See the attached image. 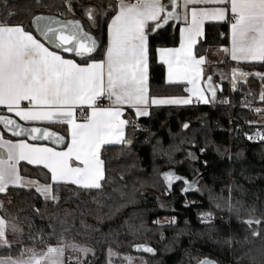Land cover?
<instances>
[{"label":"trees","instance_id":"obj_1","mask_svg":"<svg viewBox=\"0 0 264 264\" xmlns=\"http://www.w3.org/2000/svg\"><path fill=\"white\" fill-rule=\"evenodd\" d=\"M46 2L52 6L37 7L35 0H7L16 14L9 22L23 21L27 27L31 18L27 9L33 14L65 12L58 18L81 20L101 46L106 45V18L98 17L93 27L84 9L108 0H73L74 15L66 13L63 0ZM3 7L0 0V9ZM229 26L227 21L207 24L196 55L206 57L213 48H228ZM177 46L179 25L173 21L149 36L151 96L187 94L184 86L166 83L165 67L157 59V49ZM244 69L264 73V63ZM248 82L247 88L217 91V103L207 93L211 105L152 108L147 118L137 121V130L130 122L126 139L131 144L110 145L102 151L106 181L101 190L58 185L54 191L59 202L46 203L34 190L8 189L0 195V216L20 229L8 234L14 245L11 255L19 256L23 249L41 253L63 245L65 257L73 252L80 257L65 264H125L130 257L137 258L134 264H197L207 257L218 264H264V238L254 237L242 222L261 219L264 237V142L251 144L242 135L252 133L261 119L259 112L243 103L256 106L264 83L253 78ZM204 86L206 89L205 82ZM226 97L232 106L218 104ZM0 115L8 114L0 111ZM184 124L189 127L185 129ZM55 130L65 135L63 130ZM167 171L189 182L198 181L196 188L182 192L185 185L177 181L169 189L162 179ZM21 172L50 183L49 175L40 170L21 166ZM147 193L156 200H148ZM209 212L212 221H202V214ZM166 217L175 223L161 224ZM140 244L153 247L154 254L136 253L133 248ZM79 249H87V254ZM6 254L8 250L0 249V256Z\"/></svg>","mask_w":264,"mask_h":264},{"label":"snow or ice","instance_id":"obj_2","mask_svg":"<svg viewBox=\"0 0 264 264\" xmlns=\"http://www.w3.org/2000/svg\"><path fill=\"white\" fill-rule=\"evenodd\" d=\"M3 3L0 9V108L14 113L29 126L23 127L3 115H0V125L13 137L33 141L51 139L52 144L64 147L57 151L24 139L13 142L5 139L0 130V193H6L9 186L28 188L37 184L20 174L21 161L42 166L51 174V183L35 187L46 203L59 202L54 191V186L58 185L101 190L102 182L106 181L102 149L105 145L131 144L130 139H125V128L130 122L122 119L126 107L133 109L139 118L148 116L151 106L188 105L193 103V97L196 102L207 104L206 92L215 102L217 91L222 89L212 82L211 76L205 78L207 88L201 86L205 57L194 52L205 21L230 24L231 47L221 51L229 54L233 61L264 63V0H135V3L108 0L99 7L84 9V16L93 27L98 17L106 18L107 43L103 47L85 30L81 20L58 18L65 12L33 14L27 9L31 18L26 27L23 21L9 22L16 14L7 0ZM35 5L52 6L46 0H35ZM62 7L67 14H75L73 0H63ZM169 21H183L186 27L179 30V48L157 49L159 61L167 66V82L184 83L189 97L149 95V36ZM62 53H69L72 58H65ZM248 75L233 69V89ZM255 75L264 83V73ZM259 99L264 101V90ZM78 116L83 117L82 122H78ZM37 122L65 126V135L35 126ZM183 127L186 129L189 125ZM255 135L264 140V132ZM247 138L254 139L253 136ZM189 156L195 159L193 154ZM162 179L169 189L174 182H182L185 193L195 189L198 183L189 182L174 171L164 172ZM211 215L203 213L202 219ZM242 222L252 229L254 237L264 238L261 219L249 218ZM19 231L16 224L0 217V249L8 250V254L0 256V264H61L63 247H49L41 253L23 249L19 256L13 257L14 245L8 234ZM136 250L154 254L147 245H137ZM79 251L87 254L88 250ZM200 264L215 262L205 259Z\"/></svg>","mask_w":264,"mask_h":264},{"label":"crops","instance_id":"obj_3","mask_svg":"<svg viewBox=\"0 0 264 264\" xmlns=\"http://www.w3.org/2000/svg\"><path fill=\"white\" fill-rule=\"evenodd\" d=\"M114 2H115V0H114ZM128 2H130V1L128 0ZM224 22H226V21H205V23L203 25V34L201 35V37H199L197 45L199 44V42L201 40H203L205 38L206 25L207 24H216V23H224ZM176 25H179V30H180L181 27H186V25L183 23V21H181L180 23H176ZM106 34H107V26H106ZM228 40H229V46H228V48L230 49V47H231L230 26H229ZM197 45H196V47H197ZM179 46H180V32H179ZM179 46L174 47V48H179ZM196 47L194 49L195 54H196V51H195L196 50ZM223 48H226V47L213 48V49H211L209 51V53L205 57V63L202 65V79H201V86L202 87L205 88L204 81H205L206 73H208V72H209V75L208 76H211L212 77V82L214 84H216V85H219L222 90L225 89V88H230V89L233 88L232 87V83H233L232 82V70L233 69H239V70H241V71H243L245 73H249L250 74L249 76H253V77L256 76L255 75L256 72L255 73L254 72L251 73V72L247 71L246 69H244V67L246 65L258 64L259 62H237V61H233L231 59V57H230L229 54H225L223 51H221V49H223ZM65 58H67V57H65ZM157 59L159 61L158 51H157ZM159 63H160V61H159ZM162 65L165 67V81H166V83L168 85H181V86L186 87V85L184 83H168L167 82V66L164 65V64H162ZM209 65L211 67L210 69L208 68ZM253 77H250L249 79H252ZM247 82H248V80H246V78H245L244 80L236 83L235 90H238L239 88H247L246 87V83ZM148 87H149V95H150V63H149V58H148ZM187 87H191V86L190 85H187ZM261 90H264V86H262V89ZM206 95H208L207 92H206ZM189 96H190V93L187 92V94L186 95H183V96H168V97H158V98H175V97H189ZM192 99H193V103L188 104V105H158V106H151L148 109L149 115H150V111H151L152 108L188 107V106H191V105H198V104H201V105H211L210 98H209V103H207V104H205L203 102H196L194 97ZM215 102L217 103V101H215ZM256 106H259L260 109H264V101H260L259 100L258 101V104ZM250 107L251 108H254L255 106H252L251 105ZM0 111H5L8 115L17 118L23 124L29 125V123H26L25 121L20 120L19 117H16L14 113L7 112L6 109L0 108ZM148 116H141V117L137 118L136 115H135V111L133 109H130V108H127L126 107L124 109V115H123L122 119H126L129 122H132L133 127H136L137 121L139 119L147 118ZM77 119H78V122H82L81 116H78ZM261 119L262 120L264 119L263 114H261ZM261 119L258 122L260 124L264 123L263 121H261ZM35 126H43V127L51 128L53 130L58 129L59 131L60 130H63L64 131V127H65V126H62V125H54V124L39 123V122L35 123ZM0 130H3V129L0 127ZM64 134H65V132H64ZM3 135H4V138L5 139L12 140L13 142H17L18 141L16 139L11 138V137L10 138H7L6 137L7 135L5 134L4 131H3ZM126 135H127V127L125 128V139H126ZM25 141L28 142V143H30V144H34V143H31L28 140H25ZM122 144L123 143H121V144H113V145H122ZM36 145L37 146L53 147V146H50V145H47V144H36ZM106 146H110V145H105L104 148ZM55 149L57 151L61 150V149H58V148H55ZM103 149H102V151H103ZM102 151H101V158H102ZM21 166L28 167L29 169H37V170H40L42 173L48 174L49 175V178H50V175L51 174L48 173V171L46 169H44L42 166L29 165V164H27L26 161H21L19 163V165H18L20 174L22 176H24L25 178H27L28 180H35L37 182V184L34 185V186H31V187H28V188H16V187L9 186L8 189L16 188V189H25V190H34L35 191V187L36 186L46 183L45 181H43L39 177L26 176V175L22 174V172H21ZM50 183H51V180H50ZM102 184H103V182H102ZM68 185H70V184H68ZM72 186H74V185H72ZM8 189H7V191H8ZM3 194H5V193H0V195H3ZM51 247H58V246H51ZM47 249H46V251H47Z\"/></svg>","mask_w":264,"mask_h":264},{"label":"rangeland","instance_id":"obj_4","mask_svg":"<svg viewBox=\"0 0 264 264\" xmlns=\"http://www.w3.org/2000/svg\"><path fill=\"white\" fill-rule=\"evenodd\" d=\"M209 69L211 68L210 67V65H209V67H208ZM243 106H246V107H248V108H251L250 106H251V104H249L248 102H245V103H243ZM260 109L259 108V106H255L254 107V109ZM253 109V108H252ZM262 111H260L259 113L260 114H263V116H264V109H261ZM261 121H263L264 122V119L262 120L261 119ZM254 124V123H253ZM255 126H256V128L254 129V130H252V131H250V132H252V133H256V130L258 129L259 131H262V132H264V123H262V124H260V123H255L254 124ZM138 128H139V126H138ZM137 128V125H136V127H134V129L135 130H137L138 129ZM236 131L237 132H240L241 131V128H237L236 129ZM246 133H248L249 134V132H246ZM243 135V137H244V133L242 134ZM244 139L246 140V138L244 137ZM247 141V140H246ZM255 144V143H254ZM262 144V143H261ZM187 203V205H191L192 204V202L191 201H187L186 202ZM1 217V216H0ZM201 219H202V216H201ZM202 221H205V222H211L212 221V216L211 217H205V218H203L202 219ZM160 223L161 224H171V223H175V220L174 219H172V218H168V217H166V218H163V219H161L160 220ZM58 247H63L64 248V253H63V256L62 257H60L59 259H60V261H61V264H65L66 263V260H70V261H74V262H77L79 259H80V257L78 256V254L77 253H70L69 254V256H67V257H65V254H66V248L63 246V245H61V246H58ZM73 247H76V246H72L71 248H73ZM46 252V251H45ZM81 253H84V252H81ZM66 255H68V254H66ZM15 257H17V256H15ZM135 260H137V258H135V257H130L128 260H127V262L125 263V264H134V261Z\"/></svg>","mask_w":264,"mask_h":264},{"label":"water","instance_id":"obj_5","mask_svg":"<svg viewBox=\"0 0 264 264\" xmlns=\"http://www.w3.org/2000/svg\"><path fill=\"white\" fill-rule=\"evenodd\" d=\"M86 30V29H85ZM66 54H69V53H66ZM248 77H249V75L246 77V80H248ZM248 83L249 82H247L246 83V85H248ZM3 116H7V117H9V118H11V119H15L18 123H20L21 124V126H23V127H27V126H29V125H25V124H23L21 121H19L17 118H15V117H13V116H10V115H3ZM0 127L2 128V125H0ZM39 127H42V128H47V127H43V126H39ZM50 131H54V132H57V131H55V130H53V129H51V128H48ZM4 132H5V134L7 135V136H9V137H11V138H13V139H16V140H20V139H24V140H28V141H30L31 143H34V144H47V145H50V146H53V147H55V148H58V149H62L64 146L63 145H54V144H52L51 143V139H49V140H40V141H33V140H31V139H29V138H27V137H13V136H11V134L9 133V132H7L6 130H3ZM58 134H60V135H63V134H61V133H59V132H57ZM146 198L148 199V200H156V196L154 195V194H152V193H147L146 194ZM140 245H145V244H140ZM147 246H149V247H151L150 245H147ZM153 250H154V248L153 247H151ZM134 249V251L136 252V253H140V254H151V253H146V252H143L142 250H136V246L133 248ZM205 259H208V260H212V261H214L215 262V264H218L215 260H213V259H211V258H203V259H201L197 264H200V262L201 261H203V260H205Z\"/></svg>","mask_w":264,"mask_h":264},{"label":"bare ground","instance_id":"obj_6","mask_svg":"<svg viewBox=\"0 0 264 264\" xmlns=\"http://www.w3.org/2000/svg\"><path fill=\"white\" fill-rule=\"evenodd\" d=\"M223 36H224V37H223ZM221 38H222V39L226 38V34H222V35H221ZM225 99H229V100H230V105H229V106L221 104V102L224 101ZM218 104L221 105V106H226V107H230V106H232V102H231L230 97H226V98L222 99L220 102H218ZM81 119L83 120V117H81ZM257 132H259V130H256V133H257ZM261 132H262V131H261ZM251 134H255V133H249V134H245V135H244V137L246 138L247 141H248V139H247L246 136H247V135H251ZM248 142L251 143V144H254V143H255V144H258V143L264 142V140L259 141V142H250V141H248Z\"/></svg>","mask_w":264,"mask_h":264},{"label":"built area","instance_id":"obj_7","mask_svg":"<svg viewBox=\"0 0 264 264\" xmlns=\"http://www.w3.org/2000/svg\"><path fill=\"white\" fill-rule=\"evenodd\" d=\"M130 2H132V3H135V0H129ZM224 37V36H223ZM224 101H228L227 103H224L223 101L221 102V104H223V105H227V106H229L230 105V100L229 99H225ZM102 103H104V104H107L108 102L107 101H102ZM87 113H85V115H86ZM259 132H261V131H259ZM256 134V133H255ZM255 134H251V135H247L246 137H248V136H253L254 137V139H252V140H249L248 138V141H250V142H259V141H262V140H260V139H258L257 137H256V135Z\"/></svg>","mask_w":264,"mask_h":264},{"label":"flooded vegetation","instance_id":"obj_8","mask_svg":"<svg viewBox=\"0 0 264 264\" xmlns=\"http://www.w3.org/2000/svg\"><path fill=\"white\" fill-rule=\"evenodd\" d=\"M253 76H249L248 79ZM253 79H259L258 77L254 76ZM260 80V79H259Z\"/></svg>","mask_w":264,"mask_h":264}]
</instances>
